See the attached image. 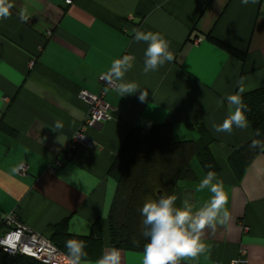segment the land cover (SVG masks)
<instances>
[{
  "label": "crops",
  "instance_id": "crops-1",
  "mask_svg": "<svg viewBox=\"0 0 264 264\" xmlns=\"http://www.w3.org/2000/svg\"><path fill=\"white\" fill-rule=\"evenodd\" d=\"M11 2V15L0 18V220L15 212L49 237L51 227L68 217L70 233L88 235L96 219L107 218L116 188L107 169L128 128L167 121L173 137L184 138L197 136L185 123H203L216 140V174L228 194L229 220L205 230L206 254L181 264H231L240 249L248 264H264V151L237 178L225 158L232 146L250 138V126H233L231 134L212 128L230 107L227 101L217 107V99L241 86L249 91L264 84V0ZM133 29L163 35L174 60L144 74L147 43L133 42ZM208 32L244 50V59L211 42ZM124 55L133 57L124 81L140 89L119 96L100 78ZM142 90L148 93L143 102ZM100 91L113 119L102 129L86 130L90 144L67 151L90 107L82 94ZM195 163L194 176L171 193L177 205L186 197L201 203L209 195L194 191L206 174L199 163L194 169ZM18 164L25 167L22 174ZM103 234L106 251V226ZM121 255V264H142L143 252L121 250Z\"/></svg>",
  "mask_w": 264,
  "mask_h": 264
},
{
  "label": "trees",
  "instance_id": "trees-1",
  "mask_svg": "<svg viewBox=\"0 0 264 264\" xmlns=\"http://www.w3.org/2000/svg\"><path fill=\"white\" fill-rule=\"evenodd\" d=\"M207 37L240 61L246 56L244 50L221 41L209 32ZM243 99L250 109L246 112V116L251 136L247 141L232 146L225 158L226 164L237 178L242 176L250 162L261 151L259 148L249 147L252 140L258 139L264 142V84L245 91ZM109 115L110 118L102 121L99 129L113 119V114ZM185 124L188 128L196 130V137L175 139L172 124L167 121L137 124L128 128L123 142L111 157L107 169V174L116 184L107 218L96 219L91 224L88 235L70 233L68 217L63 218L51 227V234L47 236L52 244L66 255V240L70 238L84 240L88 259L95 261L104 251L103 232L106 226L109 247H116L122 251H143V245L147 239L142 234L143 217L139 210L144 201L148 198H158V192L171 194L180 180L194 176L192 160H196L206 173L209 170L217 172L220 168L219 158L213 149L216 140L208 127L203 123ZM257 128L261 130L259 137L255 135ZM1 130L3 131L2 128ZM88 139L92 142L89 137ZM59 164L58 161L57 165ZM151 195L153 197H150ZM0 264L42 263L33 257L8 254L0 249Z\"/></svg>",
  "mask_w": 264,
  "mask_h": 264
},
{
  "label": "clouds",
  "instance_id": "clouds-1",
  "mask_svg": "<svg viewBox=\"0 0 264 264\" xmlns=\"http://www.w3.org/2000/svg\"><path fill=\"white\" fill-rule=\"evenodd\" d=\"M247 4L248 0H242ZM11 0H0V18L11 15L13 8ZM27 19V17H22ZM133 42H146L143 73L156 71L166 62L174 60V53L170 51V42L160 33L144 32L139 29L132 30ZM133 57L124 55L115 59L107 74V80L115 85L119 96L137 92L138 85L134 82H125V74L132 68ZM244 87H239L236 93L227 94L216 100L217 107L230 105L228 115L222 123L212 122L215 132L231 134L233 126L239 129L249 127L246 112L250 109L244 102ZM148 93L140 91L138 99L143 102ZM255 135L259 137L261 130L257 128ZM251 149L259 148L264 151V142L253 139L249 145ZM208 192V197L201 203L194 202L186 197L177 205L178 197L173 194H161L158 198H148L140 208L143 217V236L147 242L143 245L142 264H181L182 261H196L210 250L204 240L206 229H215L217 224H225L229 220L227 208L228 194L224 189L223 180L217 177L216 172L209 170L195 186L194 191ZM67 264H121V250L109 247L103 251L95 261L88 259L86 242L81 239L70 238L66 240Z\"/></svg>",
  "mask_w": 264,
  "mask_h": 264
},
{
  "label": "built area",
  "instance_id": "built-area-1",
  "mask_svg": "<svg viewBox=\"0 0 264 264\" xmlns=\"http://www.w3.org/2000/svg\"><path fill=\"white\" fill-rule=\"evenodd\" d=\"M70 2V0H66ZM106 88L115 87L106 75L100 78ZM88 100L90 107L85 121L67 142L66 150L72 151L77 144H90L85 132L88 128L99 129L101 122L110 118L108 108L110 105L104 100V92L99 94H82ZM8 101V99H4ZM49 169H52L50 167ZM24 165H19L17 172L22 174ZM244 229H248L245 227ZM0 249L10 254H20L37 259L42 264H67L66 255L62 253L50 239L21 222L13 212H8L0 220ZM231 264H248L245 249H240L237 258Z\"/></svg>",
  "mask_w": 264,
  "mask_h": 264
},
{
  "label": "rangeland",
  "instance_id": "rangeland-1",
  "mask_svg": "<svg viewBox=\"0 0 264 264\" xmlns=\"http://www.w3.org/2000/svg\"><path fill=\"white\" fill-rule=\"evenodd\" d=\"M132 17H133V15H131V14L127 15V18L130 19V20L132 19ZM181 131L186 132V128H185L183 125L180 126V132H181ZM176 138H180V137H175V139H176ZM197 165H198V163H195V164H194V166H193L194 169L197 167ZM180 181H181V180H180ZM161 194H163V193L161 192ZM157 195H158V194H157ZM150 197H153V195H151ZM153 198H155V197H153ZM14 213H15V212H14ZM15 214H16V213H15ZM244 228H245V227H244ZM141 230H142V224H141ZM142 232H143V231H142ZM106 236H107V232H106ZM136 252H138V251H136ZM140 252H143V251H140ZM6 253H7V252H6ZM8 254H10V253H8Z\"/></svg>",
  "mask_w": 264,
  "mask_h": 264
},
{
  "label": "water",
  "instance_id": "water-1",
  "mask_svg": "<svg viewBox=\"0 0 264 264\" xmlns=\"http://www.w3.org/2000/svg\"><path fill=\"white\" fill-rule=\"evenodd\" d=\"M142 231H143V224H142Z\"/></svg>",
  "mask_w": 264,
  "mask_h": 264
},
{
  "label": "bare ground",
  "instance_id": "bare-ground-1",
  "mask_svg": "<svg viewBox=\"0 0 264 264\" xmlns=\"http://www.w3.org/2000/svg\"><path fill=\"white\" fill-rule=\"evenodd\" d=\"M159 196L161 195L159 192H158Z\"/></svg>",
  "mask_w": 264,
  "mask_h": 264
}]
</instances>
